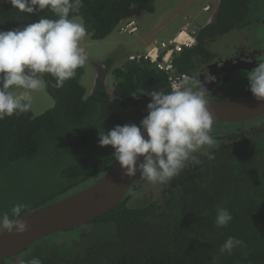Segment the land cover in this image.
Segmentation results:
<instances>
[{
    "label": "trees",
    "instance_id": "obj_1",
    "mask_svg": "<svg viewBox=\"0 0 264 264\" xmlns=\"http://www.w3.org/2000/svg\"><path fill=\"white\" fill-rule=\"evenodd\" d=\"M152 1L83 0V7L78 13H70V18L80 17L87 36L92 41H101L117 31L121 20L154 12ZM257 4L254 0H220L214 22L198 31L196 45L174 58L177 73L190 75L195 62L209 59L210 45L238 25H246L253 15V5ZM40 17L56 18L47 8L29 15L14 8L8 0H0V31L26 26ZM260 22L264 23V15ZM111 63L106 66L108 69ZM83 73L84 67L77 69L76 76L60 88L55 87L54 78L43 74L45 90L54 107L37 117L31 110L0 120V171L19 161H34L37 156L36 159L44 157L58 162V175L53 177L56 190L49 194L47 182L28 188L26 191L30 193L21 195L19 201L28 206L23 214L68 198L76 194L75 189L84 190L100 180L115 161L113 149L99 145V133H107L116 125H138L147 115L145 109L150 102L141 91L168 90L167 74L144 56L134 63L112 68L113 99L101 81L95 82L88 95L81 84ZM245 94L251 95L249 91ZM213 125L221 130L212 134L217 142L212 151L214 158L201 156L200 164H189L172 179L191 194V200L183 201L182 207L174 205L179 197L174 195L173 188L162 191L151 203L144 194L139 203L130 205L138 200L139 192L152 184L141 177L133 182L119 205L83 226H91L89 235H82L76 229L45 237L30 246L27 255L16 257L19 263L36 257L42 264H72L70 261L73 264H212L214 258L215 264H264V116ZM80 153L88 156L77 163L66 159ZM12 206L7 208L4 202L0 211L11 214ZM218 206L227 208L233 216L226 227L214 223ZM161 215H172L173 221L159 226L156 221ZM99 225L105 230L112 229L116 235L112 239L101 237L94 232ZM155 230L159 231L158 235ZM230 236L244 241V245L231 254H220V247ZM58 239L64 241L60 243ZM78 241L87 245L81 247V255L62 258L51 251L62 245L74 248ZM17 255L0 264H10Z\"/></svg>",
    "mask_w": 264,
    "mask_h": 264
},
{
    "label": "clouds",
    "instance_id": "obj_2",
    "mask_svg": "<svg viewBox=\"0 0 264 264\" xmlns=\"http://www.w3.org/2000/svg\"><path fill=\"white\" fill-rule=\"evenodd\" d=\"M8 2L29 15L47 8L56 18L40 17L22 29L0 31V120L32 110L33 93L47 88L43 74L54 78L55 87L60 88L74 78L76 70L84 67L88 60L85 49L81 47V42L88 35L87 28L79 17L70 18V13H78L83 7V0ZM219 3L220 0L214 8L205 6L202 12L210 15L204 20L203 27L191 29L198 34L200 29L212 24ZM136 20L137 17L121 20L117 30L129 35L138 29ZM259 23L260 18H256L255 28L260 26ZM128 24L130 27L126 28ZM163 72L167 74L168 90L153 88L141 91L140 94L147 95L150 102L145 109L147 115L138 125H116L98 136L101 147L113 149L112 157L124 176L130 178L139 173L149 183L160 185L168 184L189 164H200L197 153L213 159L212 151L217 144L211 134L213 118L207 107L209 91L206 88L207 84L215 82V77L207 73L201 82L192 73L178 74L175 66L172 71ZM179 75L183 76L177 77L171 85L170 76ZM247 80L248 91L255 100L264 101V57L247 74ZM27 207V204L18 202L12 206L11 214H0V232L10 235L24 233L27 225L19 218L23 217ZM232 220L227 208H216L214 223L217 227H226ZM243 245L244 241L230 236L219 251L220 254H231ZM20 264H42V261L33 257L21 260ZM212 264H215V258Z\"/></svg>",
    "mask_w": 264,
    "mask_h": 264
},
{
    "label": "rangeland",
    "instance_id": "obj_3",
    "mask_svg": "<svg viewBox=\"0 0 264 264\" xmlns=\"http://www.w3.org/2000/svg\"><path fill=\"white\" fill-rule=\"evenodd\" d=\"M254 1H258V4L256 7L253 5V16H251L248 25L240 28L241 33L238 36H235V39L238 43L245 46H252L256 43L257 46L264 49V23H261L259 27L255 28L256 18H262L264 15V0ZM218 2L219 0H153L152 5L154 12H142L140 16L137 17L136 25L138 32L136 34L128 35L127 33H122L117 30L101 41H92L89 36H87L81 42V47L85 49L88 56L87 63L84 66V73L81 77V84L85 88L86 93L89 95L95 86V82L101 81L105 91L109 97L113 99L112 84L114 82L112 83L110 76V72L112 71L111 68H115L120 66L122 63H126L130 57H133V60L136 62L139 56H144L145 54L147 55V52L151 48L157 47L158 44L161 45L162 42L164 43L173 39L178 31L184 29L188 30L194 28L195 26L200 27L204 23V20L210 15L209 13L202 12V9L207 5L214 8ZM23 27L25 26H20L16 29H22ZM232 33L233 32H231V34ZM218 41L219 40H217V42ZM217 42L215 45H212L213 47L210 45L209 49L212 52L218 51L221 53L220 46H222L223 43ZM224 43L227 45L229 44V41L226 40ZM212 48L214 49L212 50ZM123 49H125V51H123ZM117 60L120 62L119 65L115 63ZM111 61L115 64H113V67L111 64L108 69L106 66L110 65ZM107 74L109 75V78H107ZM240 84L242 86L241 88L232 89L226 92L224 97L219 98H236L238 96H242L241 93L248 90L247 75L244 78V85L243 83ZM209 97H211V95ZM53 107L54 101L46 90L33 93L32 113L35 117ZM219 131H221L219 130V126H212L211 134L218 133ZM96 153L103 154L99 151H96ZM87 156V154L82 156V153H80L78 155H71L70 157L65 158L77 163L85 159ZM36 158L34 161L23 160L16 162L0 171L1 206L5 202L7 208H10L13 203L20 201L21 195L30 193L29 191H26L28 188L31 189L33 185H38L42 182L48 183L47 190L49 189V191H51L49 194H52L56 190V187L53 186V182H55L53 177L58 175V162L45 159L44 157L38 159ZM55 180L57 179L55 178ZM82 189L83 187H80L75 189L74 192H81ZM46 193L48 194V192ZM161 193L162 187L160 184H151V186H147L139 192L137 195L138 200L130 205L135 206L139 203L142 195L144 194L148 195V202L151 203L152 201H156V199L160 197ZM2 213L5 212L0 211V214ZM172 221V215H161L156 222L159 226H162L163 224L171 223ZM91 230V226L77 229V231L82 235L83 233L89 235ZM94 232H98V235L101 237H107L108 239H112L116 235L112 229L105 230L103 225L96 227ZM158 233L159 231L155 230V235H158ZM57 241L62 243L64 239H58ZM84 241H78L74 248H67L62 245L56 248L53 247V249L51 248V251H53L52 253L56 251V253H59L62 258L71 254L81 255V247L87 246ZM31 248L15 256L13 258L15 261L11 260L10 264H20L18 261L20 259L16 257L20 255H27ZM45 255H48V252H46ZM5 261H8V259ZM70 262L73 264V261Z\"/></svg>",
    "mask_w": 264,
    "mask_h": 264
},
{
    "label": "water",
    "instance_id": "obj_4",
    "mask_svg": "<svg viewBox=\"0 0 264 264\" xmlns=\"http://www.w3.org/2000/svg\"><path fill=\"white\" fill-rule=\"evenodd\" d=\"M207 107L213 124L227 125L264 116V101L257 102L252 95L229 101L208 100ZM136 177L124 176L115 162L100 180L83 191L23 214L19 219L27 225L24 233L0 232V261L23 252L45 237L82 228L98 219L120 204Z\"/></svg>",
    "mask_w": 264,
    "mask_h": 264
},
{
    "label": "flooded vegetation",
    "instance_id": "obj_5",
    "mask_svg": "<svg viewBox=\"0 0 264 264\" xmlns=\"http://www.w3.org/2000/svg\"><path fill=\"white\" fill-rule=\"evenodd\" d=\"M243 26L244 25L236 27L234 29V32L232 34L230 33L228 36L225 35L216 39V41L212 43L211 46L215 45L217 40H219L217 43L222 42L223 45L220 46L221 53H219L218 51H210L211 54L209 59H207L205 62H202V60H199V62H195L196 67L190 70L192 76L199 78L201 82L204 81L205 76H207V73L208 75H212L215 77L214 83L206 85V88L209 91V94L207 96L208 100L217 102L248 97V95L245 94L248 91H244L241 93L242 96H238L236 98H219L224 97L226 95V92L232 89L241 88L242 86L240 83H243L244 85V78L246 77V75L251 72L260 63V61H262V57H264V49H261L259 46L256 45V43H254L252 46H245L237 42L235 36L240 33V28ZM137 32L138 29L130 32L129 35H134ZM226 40L229 41V44L227 45H225L226 43H224V41ZM213 49L214 48H212V50ZM123 51H125V49H123ZM127 62L132 63L131 60H127ZM115 63L117 65L120 64L118 60L115 61ZM115 63H111L112 67ZM216 63L218 64L216 67H214L212 70H208L209 67L213 66ZM123 65L124 64L122 63L120 66H117L115 68L121 67ZM111 74L112 71L110 72V76ZM107 78H109L108 74ZM210 95L211 97H209ZM195 155L198 159L201 156H204L200 153H197ZM140 178L141 176L138 174V176L136 177V182L139 181ZM170 188H173L174 195H177L179 197V200L174 201V205L177 208L183 206V201L191 200V194L188 188L180 187V184H177V182H174L173 180H171L166 185H162V191H168ZM164 204L165 196L162 198V205Z\"/></svg>",
    "mask_w": 264,
    "mask_h": 264
},
{
    "label": "built area",
    "instance_id": "obj_6",
    "mask_svg": "<svg viewBox=\"0 0 264 264\" xmlns=\"http://www.w3.org/2000/svg\"><path fill=\"white\" fill-rule=\"evenodd\" d=\"M130 24L126 25V28H129ZM196 31L192 29L181 30L174 36L173 39L168 40L167 42H162L161 45L151 48L147 55H144V59L152 65H155L160 71L169 72L174 68L173 61L176 56L184 49L193 48L196 45ZM142 56H139L140 59ZM133 60V57H130ZM179 76H170L169 82L172 85L174 80Z\"/></svg>",
    "mask_w": 264,
    "mask_h": 264
},
{
    "label": "crops",
    "instance_id": "obj_7",
    "mask_svg": "<svg viewBox=\"0 0 264 264\" xmlns=\"http://www.w3.org/2000/svg\"><path fill=\"white\" fill-rule=\"evenodd\" d=\"M202 26H203V24L199 28H201Z\"/></svg>",
    "mask_w": 264,
    "mask_h": 264
}]
</instances>
